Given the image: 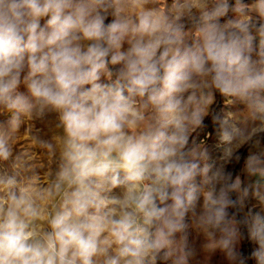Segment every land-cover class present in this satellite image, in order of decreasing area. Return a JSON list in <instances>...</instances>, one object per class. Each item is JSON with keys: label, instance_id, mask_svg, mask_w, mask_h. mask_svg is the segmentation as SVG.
Here are the masks:
<instances>
[{"label": "clouds", "instance_id": "clouds-1", "mask_svg": "<svg viewBox=\"0 0 264 264\" xmlns=\"http://www.w3.org/2000/svg\"><path fill=\"white\" fill-rule=\"evenodd\" d=\"M262 145L264 0H0V264H264Z\"/></svg>", "mask_w": 264, "mask_h": 264}, {"label": "rangeland", "instance_id": "rangeland-1", "mask_svg": "<svg viewBox=\"0 0 264 264\" xmlns=\"http://www.w3.org/2000/svg\"><path fill=\"white\" fill-rule=\"evenodd\" d=\"M224 107L230 108L238 119H245L246 112L243 110L242 105H228L225 102ZM54 125L55 118L53 117L49 125L53 132H55ZM209 145H211V141H209ZM262 148H264V145H262ZM211 242L202 229L197 226L196 217L190 214L188 220V244L194 254L189 264H226L224 255L218 249L213 250L207 247Z\"/></svg>", "mask_w": 264, "mask_h": 264}]
</instances>
